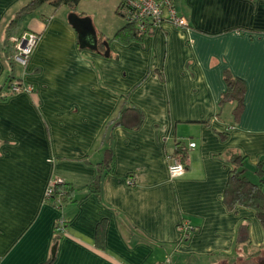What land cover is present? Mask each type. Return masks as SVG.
<instances>
[{
    "label": "crops",
    "instance_id": "1",
    "mask_svg": "<svg viewBox=\"0 0 264 264\" xmlns=\"http://www.w3.org/2000/svg\"><path fill=\"white\" fill-rule=\"evenodd\" d=\"M29 1L0 0V88L9 76L33 87L0 99V264H42L54 246L52 264H251L264 256L256 211L223 198L234 154L245 156L251 181H260L261 164L264 175V0H174L188 27L166 23L129 42L114 38L126 25L120 0L99 4L117 11L106 20L49 2L20 14ZM71 13L91 19L96 48L80 44ZM24 29L40 38L15 73L10 38ZM229 76L245 82L237 115L235 101L221 103ZM124 104L142 111L138 127L109 124ZM177 142L188 166L171 174ZM108 147L114 164L98 194L62 209L46 201L55 177L82 197ZM61 217L69 222L54 242ZM183 220L195 227L186 238Z\"/></svg>",
    "mask_w": 264,
    "mask_h": 264
},
{
    "label": "trees",
    "instance_id": "2",
    "mask_svg": "<svg viewBox=\"0 0 264 264\" xmlns=\"http://www.w3.org/2000/svg\"><path fill=\"white\" fill-rule=\"evenodd\" d=\"M81 0H30L26 5L23 6L21 13L29 11L37 7L38 5L49 2L55 7H60L62 5L68 6L71 10L80 3ZM16 22V18L12 20V24ZM11 24V25H12ZM144 36V35H143ZM143 36L138 35L134 25L126 23L124 27L119 29L115 34L114 38L122 40L123 42H129L136 38H142ZM14 60V59H13ZM15 62V61H14ZM14 76H9L5 93H2V88H0V99L5 98L10 94H14V90L11 89V82L15 79ZM19 81L21 79H18ZM227 89L222 97L221 103L227 101H235L236 107L234 109V114L237 115L244 105V94H245V82L242 78L229 76L227 77ZM21 82V81H20ZM133 110V111H132ZM133 112V114L131 113ZM137 112V113H135ZM143 120V113L137 107L129 106L124 104L120 113L113 119L109 121V124L114 125H125L131 128L138 127ZM174 157L178 158L185 168L187 165L188 159V149L182 144V142L176 143V149L173 154ZM232 162L234 168L230 172L228 183L223 195L224 202L229 208H234L236 206H244L253 208L256 211V214L260 221L264 225V175L262 164L258 167V173L261 175L260 181L258 183L251 181L245 173V156L241 154H234L232 157ZM114 164V154L111 147H108L104 151V157L101 162L97 164L98 172L93 180L87 185L85 189V194L80 198L76 197V189L69 182L57 183L54 186V190L50 197L45 198L47 202L52 204L54 207L62 209L65 204L72 201H80L87 194L90 193H99L101 185V176L104 171H110ZM56 222V229L54 234V242H56L62 233L65 230V227L68 225L69 219L64 218L63 223L61 224L60 219ZM102 225L98 226L96 242L98 245L104 244V237L102 234ZM186 238V237H185ZM55 256L51 255L45 262L42 264H52L55 260Z\"/></svg>",
    "mask_w": 264,
    "mask_h": 264
},
{
    "label": "built area",
    "instance_id": "3",
    "mask_svg": "<svg viewBox=\"0 0 264 264\" xmlns=\"http://www.w3.org/2000/svg\"><path fill=\"white\" fill-rule=\"evenodd\" d=\"M119 11L125 18L126 23L134 25L137 34L141 36L162 27L166 23L177 27L189 26L188 20L178 13L174 0H120ZM39 38V34L29 30L24 31L20 36L13 37L12 40L15 42L14 60L22 65H26ZM11 89L14 92L31 93L33 91V87L30 84L17 80L11 82ZM195 145V142H190L191 147ZM168 160L171 174L181 173L185 170V165L178 158L169 155ZM61 182H64V180L60 177L52 178L46 189L45 198L50 197L54 186ZM127 182L133 185L136 179L133 176H129ZM63 221L64 218L60 219L59 222L62 224ZM180 228L184 238L195 229L193 224L188 220H183ZM169 263L170 260L168 259L163 264Z\"/></svg>",
    "mask_w": 264,
    "mask_h": 264
},
{
    "label": "water",
    "instance_id": "4",
    "mask_svg": "<svg viewBox=\"0 0 264 264\" xmlns=\"http://www.w3.org/2000/svg\"><path fill=\"white\" fill-rule=\"evenodd\" d=\"M68 20L72 23L79 34V41L82 46H89L90 48L97 47V34L90 18L79 17L74 13L69 14ZM52 255H56V248L54 246ZM251 264H264V256L253 260Z\"/></svg>",
    "mask_w": 264,
    "mask_h": 264
},
{
    "label": "rangeland",
    "instance_id": "5",
    "mask_svg": "<svg viewBox=\"0 0 264 264\" xmlns=\"http://www.w3.org/2000/svg\"><path fill=\"white\" fill-rule=\"evenodd\" d=\"M103 0H82V2H80V5L78 4L76 7H75V10L77 12H83L84 9L87 10V12L93 14V16L95 17H100L102 15V19L106 20V19H110V16H113V14L117 13V11L115 10H111L109 9L110 7H104V8H101V6L99 5ZM109 1H116V0H109ZM114 14V15H115ZM122 18L124 19L125 21V18L122 16ZM24 22L21 23V26H25L26 24H23ZM12 30L15 31L14 28H12ZM25 30V29H24ZM28 30V29H27ZM14 35V34H13ZM13 46H14V50H15V42L13 41ZM13 56H14V52H13ZM16 62V61H15ZM16 65L15 66V69H14V72L15 73H18V71H20L23 67L22 64L16 62ZM9 70H11V64H9ZM13 70H11V74H14ZM8 81V80H7Z\"/></svg>",
    "mask_w": 264,
    "mask_h": 264
},
{
    "label": "bare ground",
    "instance_id": "6",
    "mask_svg": "<svg viewBox=\"0 0 264 264\" xmlns=\"http://www.w3.org/2000/svg\"><path fill=\"white\" fill-rule=\"evenodd\" d=\"M24 31H26V30H23L19 35H12L11 38H10L11 41L13 42L12 38H13V37H16V36H20ZM29 31H30V30H29ZM33 32H34V31H33ZM34 48H35V47H34ZM33 50H34V49H33ZM31 54H32V53H31ZM30 56H31V55H30ZM29 58H30V57H29ZM13 59H14V57H13ZM28 60H29V59H28ZM14 61H15V60H14ZM27 63H28V62H27ZM26 65H27V64H26ZM26 65H23V66H26ZM14 80H16V79H14ZM14 80H13V81H14ZM17 81H19V80H17Z\"/></svg>",
    "mask_w": 264,
    "mask_h": 264
}]
</instances>
